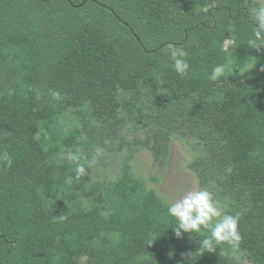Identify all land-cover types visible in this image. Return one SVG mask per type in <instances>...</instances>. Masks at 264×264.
I'll use <instances>...</instances> for the list:
<instances>
[{
    "label": "trees",
    "instance_id": "trees-1",
    "mask_svg": "<svg viewBox=\"0 0 264 264\" xmlns=\"http://www.w3.org/2000/svg\"><path fill=\"white\" fill-rule=\"evenodd\" d=\"M258 6L0 0V264H264ZM169 46L189 52L190 74L173 70ZM174 139L196 153L199 187L240 214L237 253L201 248L207 231L177 237L168 205L132 173L137 152L166 160ZM106 149L121 154L110 184L89 163L104 166Z\"/></svg>",
    "mask_w": 264,
    "mask_h": 264
},
{
    "label": "clouds",
    "instance_id": "clouds-1",
    "mask_svg": "<svg viewBox=\"0 0 264 264\" xmlns=\"http://www.w3.org/2000/svg\"><path fill=\"white\" fill-rule=\"evenodd\" d=\"M250 14L255 24V31L249 40V45L260 50L264 48V4L253 7ZM167 55L172 62L173 70L178 75L190 74V54L185 48L169 46ZM222 73L223 66H217L212 70L209 79L215 81ZM53 96L59 98V93H53ZM5 159H8L6 155ZM71 160L76 163L77 176L85 175L86 168L83 163H80L79 156H71ZM8 162L11 164L10 159ZM94 162L95 160L89 163ZM167 213L176 221L173 230L177 237H180L182 233L200 234L207 231L210 235L200 242L201 248L212 250L216 245H226L232 253L239 251L241 243L240 214L224 213L218 201L208 190L188 191L180 199L168 204Z\"/></svg>",
    "mask_w": 264,
    "mask_h": 264
},
{
    "label": "rangeland",
    "instance_id": "rangeland-1",
    "mask_svg": "<svg viewBox=\"0 0 264 264\" xmlns=\"http://www.w3.org/2000/svg\"><path fill=\"white\" fill-rule=\"evenodd\" d=\"M256 1L259 5L264 4V0ZM227 45L229 43H226V47ZM237 70L236 67L231 69V71ZM101 156L105 159L104 166H95L98 161L95 158L91 160H95L94 163H90L93 167L92 179L110 184L119 173L121 154L113 157L106 149L102 150ZM195 157L196 153L192 149L174 139L170 143L166 160L153 162L151 155L143 150L134 155L130 160V166L134 176L141 179L146 188L153 189L157 196L168 205L180 199L188 191L201 189L198 176L191 168ZM110 158H113V161L109 163ZM80 264L87 263L82 261Z\"/></svg>",
    "mask_w": 264,
    "mask_h": 264
}]
</instances>
